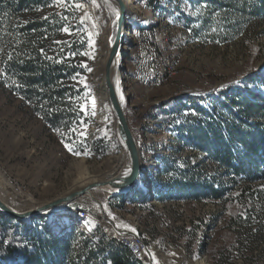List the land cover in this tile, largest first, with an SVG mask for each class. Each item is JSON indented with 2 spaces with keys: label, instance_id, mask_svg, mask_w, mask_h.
<instances>
[{
  "label": "rangeland",
  "instance_id": "1",
  "mask_svg": "<svg viewBox=\"0 0 264 264\" xmlns=\"http://www.w3.org/2000/svg\"><path fill=\"white\" fill-rule=\"evenodd\" d=\"M251 1L184 0L178 18L183 26L171 36L172 54L179 64L180 79L176 77L171 83L162 84L150 93L147 98L152 105L177 92L182 93L183 98L197 94L193 101L186 102L178 117L181 120V116L187 113L186 108L192 107L194 112L195 106L202 102L198 98L200 95L211 97L219 88H250L264 95V10L251 11ZM77 2H83L85 8L75 10L71 0L66 6L52 0L45 8L29 11L33 17L55 12L67 13L69 18L64 26H68L72 34L61 31L64 26L56 28L48 47L57 49L56 41L72 40L75 43L70 45V59L78 61L79 72L74 82L84 88V100L79 96L75 99L76 103H81L83 114L70 129L52 130L10 90L0 69V174L3 180L13 181V188L18 187L42 203L80 189L82 177L106 179V173L116 163L117 156L123 151L128 153L119 135L115 113L100 90L104 83L103 69L108 50L106 32L111 27L113 15L104 0H95V4L92 0ZM131 5L133 9L127 10L126 22L137 17L136 8ZM84 11L93 20L81 24L79 18ZM93 22L98 26L95 29L92 28ZM97 32L98 35L95 34ZM89 33L92 35L89 36ZM134 33L140 35L139 27H135ZM153 37L158 41L155 35ZM135 46L143 58L147 46ZM122 53H127L124 42ZM149 76L150 73L146 76L141 73V78L134 82L138 85L136 91H129L127 87L122 89L126 113L131 115L137 105L143 109L150 106L143 105ZM140 124L141 121L137 129ZM181 124L175 122L167 126L165 132H156L154 137L143 135L138 138L134 133L142 162L141 176L135 187L128 193L120 194L94 187L93 194L102 202L106 215L116 225L136 229L145 238L150 250L156 249L153 264H191L202 257L210 264H264V218L253 217L252 220L245 219L227 226V220L234 212L247 215L252 208L255 214L264 216L262 203L249 196L242 198L245 201L243 205L209 200L161 199L154 191L160 184L165 185L161 169L166 159L180 163L182 158L190 156L194 162L204 161L202 164L208 170L215 167L210 159H205L206 154L186 145L184 139L187 132ZM149 138L151 145L146 140ZM66 144L81 153L87 150L90 155H74L65 147ZM158 181H161L160 184ZM229 187L232 197L240 194V186L230 183ZM254 188L263 190L264 196V180L257 182ZM142 196L145 200L139 204V209L129 203L140 200ZM78 207L90 208L95 213L101 208L89 194H82L50 213L24 220L11 219L20 227L22 222L30 224V229L20 228L23 234L44 231L51 233V240L68 237L73 252L68 262L75 261L73 245L81 237L85 247L99 259L95 264H111L106 255L111 247L109 243L99 237L92 240L83 238L81 227H87L89 222L75 218L74 209ZM217 247L226 248L215 254ZM231 253V257L227 256Z\"/></svg>",
  "mask_w": 264,
  "mask_h": 264
},
{
  "label": "trees",
  "instance_id": "2",
  "mask_svg": "<svg viewBox=\"0 0 264 264\" xmlns=\"http://www.w3.org/2000/svg\"><path fill=\"white\" fill-rule=\"evenodd\" d=\"M157 1L147 0L146 3L156 6ZM51 2L0 0V69L10 90L52 130L70 129L83 114L81 103H76L75 99L79 96L84 100V88L73 79L79 72L78 61L70 59V45L75 43L67 40L57 43V49L48 47L56 28L68 21L63 18L67 13L54 12L35 17L29 13L45 8ZM249 6L253 12L264 10V0H252ZM153 36H142L147 43L145 56L140 55L139 67L143 76L151 72L153 52L158 48V41ZM133 49L136 50L137 46ZM124 57L127 60L128 55ZM176 79H180V75ZM182 96L177 92L154 104L155 117L168 126L182 122L187 132L186 145L205 153V159H210L215 167L208 170L202 164L204 161L194 162L190 156L182 158L180 163L166 159L161 169L165 185L158 181L160 185L154 191L161 199L209 200L241 205L245 202L242 198L249 196L262 203L261 210H264L263 190L254 188L257 182L264 180V95L250 88H219L211 97L200 95L198 98L202 102L193 107L194 112L188 107L181 120L170 122V113L176 103L182 101ZM192 97L190 95L187 100L191 102ZM131 113H126L128 122L140 138L136 127L150 110L137 105ZM230 183L241 187L236 197H232ZM253 217L264 218L251 208L247 215L231 214L227 226ZM23 225L31 228L28 227L30 224L22 222L21 227ZM21 227L0 213V264H67L72 259V242L68 237L51 240L49 232L23 234ZM225 248L217 247L214 253ZM227 256L231 257L232 253ZM107 257L111 264H142L129 249L121 246H111Z\"/></svg>",
  "mask_w": 264,
  "mask_h": 264
},
{
  "label": "built area",
  "instance_id": "3",
  "mask_svg": "<svg viewBox=\"0 0 264 264\" xmlns=\"http://www.w3.org/2000/svg\"><path fill=\"white\" fill-rule=\"evenodd\" d=\"M130 1L136 8L137 17L130 18L127 21V31L124 34V47L127 48L126 55H128V58L125 60V54H123L121 50L119 72L120 76H122V81L120 77V82L121 85H123V89L127 87L129 91H136L138 85L134 84V82L141 78V70L139 68L140 55L139 52L133 48L135 44H138L139 47L147 46L146 41L142 38V34L144 35L147 33L155 35L158 39V48L153 52L151 72L149 79L145 84L146 100L143 102L144 106L150 105L148 107L150 113L142 118L141 124L138 127L140 137L143 135L154 137L155 133L158 131L162 130V132H165V128L168 125H165L163 121L155 117V109L152 107V103L149 102L148 96H150V93H153L160 85L171 83L181 72L179 64L176 62L172 54L171 36L174 31L183 26L178 21V18L184 0H158L156 6H148L146 3L147 0ZM137 21L139 24H137ZM135 27H139V36H136L134 33ZM133 41H137V43L135 42L132 47ZM159 102L160 101H157L155 104H158ZM186 102H189L187 97L176 103L174 110L170 113V122L179 117V114L185 108ZM146 140L149 142V145H151V139L149 138V140ZM157 168H159V166ZM10 184L15 198L19 197L21 193H24V191L20 190L18 187L13 188L15 186H13L12 180H10ZM144 200L145 196H142L140 200L129 201V203L139 209V204ZM74 212L77 220H85L86 222H89L87 227H81L84 232V239L89 238L92 240L93 238L99 237L103 241L109 243L110 246L115 245L129 249L133 253L135 259L143 264H150L153 261V258L149 253V245L145 238L138 232H132L125 227H117L114 220L108 217L105 211L103 212L101 208L98 213H95L90 208L86 207H78L74 209ZM100 218H103L106 223H103ZM22 227H26V225H23ZM112 229L115 232H113ZM177 246L178 245H176V247ZM73 248L76 254V259L75 261H69L68 264H95L99 260L94 257V253L90 252L85 247L81 237H79L78 241L74 243ZM109 251L110 249L106 251V255Z\"/></svg>",
  "mask_w": 264,
  "mask_h": 264
},
{
  "label": "water",
  "instance_id": "4",
  "mask_svg": "<svg viewBox=\"0 0 264 264\" xmlns=\"http://www.w3.org/2000/svg\"><path fill=\"white\" fill-rule=\"evenodd\" d=\"M116 1L119 7L118 31H117L116 39L113 45L111 46L105 61L104 77L106 83L107 100L111 104V107L115 113L120 138L123 141L125 148L129 154L132 163L131 171L124 176L113 177L102 181H95L78 190L72 191L66 195L47 201L42 205H40L39 207H37L36 211H24V212L16 211L10 208L0 197V212L5 214L9 218L25 219L30 216L43 214L48 210H51L55 207L71 202L72 200H74L75 198H77L82 194H89L91 198L96 203H98V205L101 207L102 211L104 212L102 202L98 198H96V196L92 193L94 187L109 185L117 191L114 194L128 193L135 187L137 181L141 176L142 162L140 155V146L137 143L134 132L132 131L130 124L128 122V117L126 115L124 105L121 103L117 93L116 75L118 73L120 74L119 66H120L121 50L124 42V35L122 34L121 29H123L125 25L126 10L123 0H116ZM122 60H123V56H122ZM150 264H153V262H151Z\"/></svg>",
  "mask_w": 264,
  "mask_h": 264
},
{
  "label": "bare ground",
  "instance_id": "5",
  "mask_svg": "<svg viewBox=\"0 0 264 264\" xmlns=\"http://www.w3.org/2000/svg\"><path fill=\"white\" fill-rule=\"evenodd\" d=\"M105 1V0H104ZM108 3H111L114 7H116L119 11V7H118V3L116 0H108ZM123 3L125 5V10H126V14H127V10H130L129 8L133 9L132 7V3L130 0H123ZM134 11V10H133ZM126 14H125V28L121 29L122 34L124 35L127 31V23L126 22ZM113 15V14H112ZM112 18V17H111ZM114 19V17H113ZM117 31H118V20H116V24L115 26L113 25V21L111 24V27L109 29L108 32H106L107 36H106V42H107V46H108V50H107V56L109 53V50L111 48V46L113 45L116 36H117ZM107 58V57H106ZM101 68L104 65V61L101 63ZM104 70V69H103ZM120 77H121V81H122V76H120V74L118 73L116 75V80H117V93L119 96V99L121 101V103L124 105L125 103V95L124 92L122 91V85L120 82ZM103 80L104 83L102 84V86L100 87V90L105 94V97L103 96V99H107L106 96V83H105V77L103 76ZM123 84V82H122ZM121 97H123V100L121 99ZM108 101V100H107ZM132 163L129 157V154L126 153L125 151H123L119 156H117L116 159V163L114 164V166L112 167V169H110L106 174V179H110L113 177H118V176H124L125 172L127 169H131ZM129 173V172H128ZM2 175L0 174V197L2 198V200L12 209L19 211V212H24V211H36L37 207H39L40 205H42V201H38L36 199H34L33 197H31L30 195L23 193L21 195H19V197H14V195L12 194V188L11 185L8 181L3 180V178L1 177ZM105 179H100V178H92V177H82L81 180L79 181V187H84L86 185H88L87 183H93L95 181H102ZM78 186V185H77ZM101 188L107 190L110 193H116L117 191L115 189H113L111 186L109 185H104V186H100ZM78 190V189H77ZM75 191V190H74ZM93 193V191H92ZM63 205H60L58 207H55L51 210L46 211V213H50L52 211H55L59 208H61ZM101 221L103 223H106L103 218H100ZM113 232H115L112 229ZM156 251V249H152L149 250V253L151 255V257L155 256L156 254H154V252ZM149 260V259H148ZM191 264H210L208 259H206L205 257L199 258L195 261H193Z\"/></svg>",
  "mask_w": 264,
  "mask_h": 264
},
{
  "label": "snow or ice",
  "instance_id": "6",
  "mask_svg": "<svg viewBox=\"0 0 264 264\" xmlns=\"http://www.w3.org/2000/svg\"><path fill=\"white\" fill-rule=\"evenodd\" d=\"M105 2L107 3L108 8L110 9L111 13L113 14V25L115 26L116 24V20L119 19V11L116 7H114L111 3H108V0H105ZM55 3L60 5V6H66L68 4V0H55ZM92 3L95 4V0H92ZM71 6L75 9V10H83L85 8V4L83 2H77V0H71ZM97 7H99V5H96ZM65 20L69 19L68 17H63ZM80 23L84 24L87 21H91L93 20V17L90 16V14L87 11H84L83 15L79 18ZM98 26L93 22L92 23V28H97ZM61 31H63L64 33H67L69 35H71V31L70 28L68 26H64L61 28ZM96 35H98L99 33H95ZM92 33H89V36H91ZM56 43H61L60 41H56ZM41 53H43V49H41ZM11 58V57H9ZM89 71H91V69H89ZM73 79H75V77H73ZM121 99L123 100V97H121ZM81 135H84V133H81ZM65 147L68 149L69 152H72L74 155H90V153L85 150L83 153L79 152V151H75L74 148L68 144L65 145ZM131 169H127L125 172V175L128 174V172H130ZM120 225H117V227H119ZM124 227H128L127 225H124ZM132 232H136V229L132 228L131 229ZM153 260H155V257L153 256Z\"/></svg>",
  "mask_w": 264,
  "mask_h": 264
},
{
  "label": "crops",
  "instance_id": "7",
  "mask_svg": "<svg viewBox=\"0 0 264 264\" xmlns=\"http://www.w3.org/2000/svg\"><path fill=\"white\" fill-rule=\"evenodd\" d=\"M197 97V94L196 95H193L192 99H195Z\"/></svg>",
  "mask_w": 264,
  "mask_h": 264
}]
</instances>
